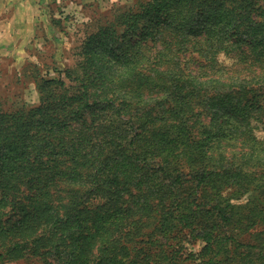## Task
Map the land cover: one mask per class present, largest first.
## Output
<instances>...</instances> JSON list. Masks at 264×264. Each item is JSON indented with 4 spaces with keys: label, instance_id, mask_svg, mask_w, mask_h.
Listing matches in <instances>:
<instances>
[{
    "label": "trees",
    "instance_id": "16d2710c",
    "mask_svg": "<svg viewBox=\"0 0 264 264\" xmlns=\"http://www.w3.org/2000/svg\"><path fill=\"white\" fill-rule=\"evenodd\" d=\"M105 19L38 104L0 98V264H264V0Z\"/></svg>",
    "mask_w": 264,
    "mask_h": 264
},
{
    "label": "rangeland",
    "instance_id": "374dc122",
    "mask_svg": "<svg viewBox=\"0 0 264 264\" xmlns=\"http://www.w3.org/2000/svg\"><path fill=\"white\" fill-rule=\"evenodd\" d=\"M33 4L35 9L31 10L39 20L37 34L35 31V35L31 32L29 36H11L6 21L12 23V30L20 32L21 8ZM136 4L137 0H0V98L6 107L38 104L39 93L33 82L37 73L59 77L61 70L78 61L86 36L116 10L134 9ZM230 149L233 150H227ZM240 239L248 241V236ZM177 245L185 254L197 253L203 242L187 234ZM36 259L28 256L5 264H36Z\"/></svg>",
    "mask_w": 264,
    "mask_h": 264
},
{
    "label": "crops",
    "instance_id": "0c3cea01",
    "mask_svg": "<svg viewBox=\"0 0 264 264\" xmlns=\"http://www.w3.org/2000/svg\"><path fill=\"white\" fill-rule=\"evenodd\" d=\"M31 9H35L34 4L30 7L26 6L21 8V12L19 13V22L21 24L18 25V27H20V32L12 30V23L6 21V28L11 36H29L31 32L35 35V31L37 34V30H35V28L37 29V24H39L38 15H35V11H32Z\"/></svg>",
    "mask_w": 264,
    "mask_h": 264
}]
</instances>
